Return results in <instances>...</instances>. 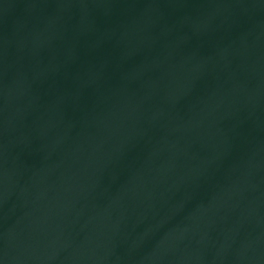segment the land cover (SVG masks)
<instances>
[{
  "label": "water",
  "instance_id": "obj_1",
  "mask_svg": "<svg viewBox=\"0 0 264 264\" xmlns=\"http://www.w3.org/2000/svg\"><path fill=\"white\" fill-rule=\"evenodd\" d=\"M0 264H264V0H0Z\"/></svg>",
  "mask_w": 264,
  "mask_h": 264
}]
</instances>
